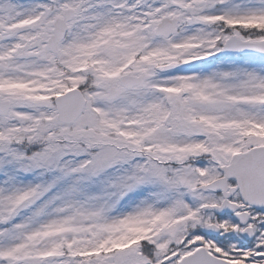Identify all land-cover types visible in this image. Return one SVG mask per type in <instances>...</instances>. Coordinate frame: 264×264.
<instances>
[{
	"label": "snow or ice",
	"instance_id": "snow-or-ice-1",
	"mask_svg": "<svg viewBox=\"0 0 264 264\" xmlns=\"http://www.w3.org/2000/svg\"><path fill=\"white\" fill-rule=\"evenodd\" d=\"M0 264H264V0H0Z\"/></svg>",
	"mask_w": 264,
	"mask_h": 264
}]
</instances>
